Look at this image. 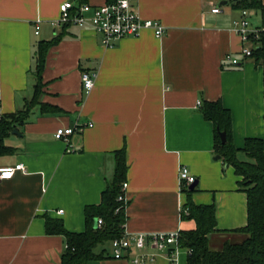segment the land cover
I'll return each mask as SVG.
<instances>
[{"label":"crops","instance_id":"0c3cea01","mask_svg":"<svg viewBox=\"0 0 264 264\" xmlns=\"http://www.w3.org/2000/svg\"><path fill=\"white\" fill-rule=\"evenodd\" d=\"M109 1L88 0L84 17ZM235 1L135 0L141 17L164 25L166 36L144 31L104 49L91 28L53 25L62 4L77 0H0V116L32 100L38 44L62 37L46 58L41 104L20 135L5 140L16 152L0 157V168L22 163L26 169L0 181V264H61L66 241L46 233L47 219L62 221L66 231L84 232L85 210L101 203L115 172L114 152L120 150L126 151L129 169L126 232L196 229L181 213L188 197L179 174L188 167L197 182L193 202L216 207L219 231L210 236L211 248L244 240L236 230L247 225L248 198L235 169L222 157L215 160V127L201 112L205 102L214 101L230 110L242 162L246 139L264 137V64L241 54L244 44L233 28L241 18ZM214 8L221 12L212 13ZM251 14H260L261 26V13ZM83 70L98 73L90 95L83 92ZM63 127L79 128L69 143L54 137ZM104 250L103 258L89 264H132L112 259L109 244L96 253ZM187 257L182 249L180 264ZM154 264L170 262L159 257Z\"/></svg>","mask_w":264,"mask_h":264},{"label":"trees","instance_id":"16d2710c","mask_svg":"<svg viewBox=\"0 0 264 264\" xmlns=\"http://www.w3.org/2000/svg\"><path fill=\"white\" fill-rule=\"evenodd\" d=\"M88 0H77L78 5H85ZM88 5V4H87ZM236 9H248L261 13L264 27V4L262 0H238L233 2ZM69 26V25H65ZM62 37L38 44V67L36 70V86L33 98L27 101L25 107L14 114L0 116V157L13 155L16 150L5 143L13 131H20L30 116L34 107L41 104L43 95L42 74L49 50L56 46ZM258 65L264 64V33L258 40L257 48L249 58ZM201 112L207 121L214 124L216 136V151L222 157L226 166H232L236 175L241 179L240 188L246 194L248 222L245 228L236 232L244 235L242 242L225 241L219 251L211 248L210 236L218 233L216 227L215 205L197 206L192 200L196 192L184 190L188 197L189 214L184 220H193L196 229L181 231L180 246L188 251L187 264H264V137L246 139L243 152L251 161L242 162L238 159V150L233 141V120L230 110L222 106L220 101L205 102ZM44 110V106H42ZM220 133H225L227 142L222 143ZM114 175L108 181L106 190L101 195V203L89 206L85 210L86 228L82 233L65 230L60 220L47 219L46 233L63 236L66 241V251L61 257V264H89L98 261L106 254L96 253L99 246L110 244L112 240L123 237L124 226L127 222L124 203L118 200L126 182L128 173L127 154L125 150L114 152ZM103 219L102 226H95Z\"/></svg>","mask_w":264,"mask_h":264},{"label":"built area","instance_id":"2783aa9c","mask_svg":"<svg viewBox=\"0 0 264 264\" xmlns=\"http://www.w3.org/2000/svg\"><path fill=\"white\" fill-rule=\"evenodd\" d=\"M134 1L111 0L106 2L105 5L94 8L89 19L84 17V13L90 9L89 5H76L73 2H66L60 7L59 21L53 25H77L81 28H91L100 37V43L104 49H113L116 43L123 39L140 37L144 31H152L158 39L166 36L167 29L165 26L156 20L143 19L134 7ZM220 12V8L212 10L214 14ZM240 14L241 18L234 22L233 28L244 44L241 52L242 56L249 59L257 48L258 40L261 34L264 33V27L262 25L257 27L252 25L250 20L252 18L251 10L241 9ZM39 31L40 21L36 24L35 34L38 35ZM239 62L237 59H232V65H238ZM97 75L98 73L93 70L82 71L81 80L85 95H90L94 89L98 80ZM76 131H79V128L63 127L56 131L54 137L58 141L69 143V137ZM19 172L26 173L25 166L22 163L14 167L0 168V181L10 180ZM179 183H181L182 191L190 190L191 186L197 183L188 167L181 168ZM128 187L129 184L124 183L122 193L118 197V200L124 203L125 207L128 204ZM188 212V208L183 207L182 217L187 216ZM62 213L63 211H58V214ZM103 224V219L97 221L98 226ZM180 236L181 231L134 234L125 230L123 237L114 239L109 244L112 248V259L129 261L132 264H154L159 257H163L170 264H180L179 253L183 249L179 243Z\"/></svg>","mask_w":264,"mask_h":264},{"label":"rangeland","instance_id":"374dc122","mask_svg":"<svg viewBox=\"0 0 264 264\" xmlns=\"http://www.w3.org/2000/svg\"><path fill=\"white\" fill-rule=\"evenodd\" d=\"M251 20V23H252V25L253 26H257L258 25V23H259V20H260V14H257V15H255L253 18H251L250 19ZM239 157H240V159L241 160H243L244 162H246V161H251V159L244 153V152H241L240 154H239ZM105 247L107 246V245H104ZM104 246H99L98 247V249H100L101 247H104ZM97 249V250H98Z\"/></svg>","mask_w":264,"mask_h":264},{"label":"water","instance_id":"95a60500","mask_svg":"<svg viewBox=\"0 0 264 264\" xmlns=\"http://www.w3.org/2000/svg\"><path fill=\"white\" fill-rule=\"evenodd\" d=\"M236 1H238V0H236ZM12 135L18 136V135H20V132L19 131H13ZM220 136H221L222 143L225 144L227 142V136L225 135V133H220ZM218 159H221L220 155H218L215 160H218ZM196 187H197V184H194L193 186H191L190 190L194 191L196 189ZM95 226L97 227V223Z\"/></svg>","mask_w":264,"mask_h":264}]
</instances>
